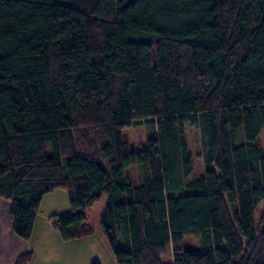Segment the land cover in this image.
I'll return each mask as SVG.
<instances>
[{
    "label": "trees",
    "instance_id": "obj_1",
    "mask_svg": "<svg viewBox=\"0 0 264 264\" xmlns=\"http://www.w3.org/2000/svg\"><path fill=\"white\" fill-rule=\"evenodd\" d=\"M142 122L157 131L135 149L122 128ZM187 123L215 165L200 174ZM263 129L264 0H0V195L25 240L46 193L68 191L50 215L67 240L107 192L118 264H162L168 243L174 264H264Z\"/></svg>",
    "mask_w": 264,
    "mask_h": 264
},
{
    "label": "rangeland",
    "instance_id": "obj_2",
    "mask_svg": "<svg viewBox=\"0 0 264 264\" xmlns=\"http://www.w3.org/2000/svg\"><path fill=\"white\" fill-rule=\"evenodd\" d=\"M185 130L196 174L202 173L206 168H214V163H207L198 155V151L202 150L201 128L187 123ZM156 131L155 124L132 123L122 128V137L129 142L132 148L138 149L145 147L148 138L153 136ZM259 139L264 144V129ZM125 177L132 183H139L142 178L141 168L138 165L126 168ZM107 198L108 193L104 192L94 205L86 209L85 221L93 225L94 233L66 240L53 228L50 215L67 213L72 210L68 191L59 188L46 193L41 201L33 235L30 239L34 249L33 262H41V264H50L51 262H54L53 264H118L102 225V214ZM263 212L264 199L256 208L257 217L259 218ZM209 242H213L210 230L200 235L186 234L184 239L185 246L189 248L206 245ZM161 261L162 264H174L171 243H168Z\"/></svg>",
    "mask_w": 264,
    "mask_h": 264
},
{
    "label": "crops",
    "instance_id": "obj_3",
    "mask_svg": "<svg viewBox=\"0 0 264 264\" xmlns=\"http://www.w3.org/2000/svg\"><path fill=\"white\" fill-rule=\"evenodd\" d=\"M29 251H32L34 254L31 240L23 239L22 237L18 236L13 230V222L11 217V201L0 195V264H16L18 257ZM34 263L41 264V262H33L32 257L31 261L28 264ZM53 263L54 262H51L50 264Z\"/></svg>",
    "mask_w": 264,
    "mask_h": 264
}]
</instances>
